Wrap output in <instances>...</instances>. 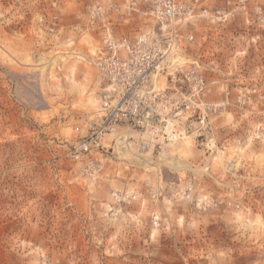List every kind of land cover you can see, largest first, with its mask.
I'll return each instance as SVG.
<instances>
[{"label":"rangeland","instance_id":"obj_1","mask_svg":"<svg viewBox=\"0 0 264 264\" xmlns=\"http://www.w3.org/2000/svg\"><path fill=\"white\" fill-rule=\"evenodd\" d=\"M230 1L223 25L176 26L194 36L177 56L203 65L205 101L228 91L212 151L194 135L142 149L145 138L121 127L90 173L87 156L70 154L103 85L94 62L104 29L89 26L88 8L118 7L105 22L119 39L156 28L146 3L0 0V264H264V0ZM130 2L139 11L126 12ZM126 130L140 158L120 149L114 135L124 141ZM164 151L178 168L159 159Z\"/></svg>","mask_w":264,"mask_h":264},{"label":"built area","instance_id":"obj_2","mask_svg":"<svg viewBox=\"0 0 264 264\" xmlns=\"http://www.w3.org/2000/svg\"><path fill=\"white\" fill-rule=\"evenodd\" d=\"M142 1L146 7L141 14L152 18L156 28L119 39L112 37V25L105 22V12L118 13L120 9H105L99 4L88 8L89 26L99 20L104 29V46L94 62L103 85L97 117L89 123L87 133L70 144V154L76 158L87 156L85 165L90 173L98 171L97 162L102 166L93 153L103 156L109 152L113 140L106 145L105 137L121 127L142 135L143 149L147 145L153 149L167 148L185 135H194L206 152L212 151L214 143L209 135L213 120L225 114L230 105L227 89L219 102L205 101L208 82L197 58L180 64L173 63L170 57L177 56L184 44L194 41L192 33L179 31V23L205 19L210 24L223 25L233 17L232 2L227 0L210 9L205 0ZM125 11L139 10L135 2H130ZM197 202L205 205L206 199Z\"/></svg>","mask_w":264,"mask_h":264},{"label":"bare ground","instance_id":"obj_3","mask_svg":"<svg viewBox=\"0 0 264 264\" xmlns=\"http://www.w3.org/2000/svg\"><path fill=\"white\" fill-rule=\"evenodd\" d=\"M179 59L181 60V61H179ZM170 60L173 62V63H180V64H184L185 62L181 59V58H179L178 56H171L170 57ZM187 63H189V62H187ZM113 134H115V131L111 134V135H113ZM110 135V136H111ZM121 135H123L124 137H125V139H124V141H119V137H120V134H118V136L117 135H114L115 137H118V144L120 145V144H122L121 146V150L122 151H126V152H128L129 154H132V155H134L135 156V158H138L139 156H137V155H135L134 153H132V151H131V148H130V144H129V139H130V137H131V133H130V131L128 130H126V131H123V133L121 134ZM109 136V135H108ZM188 137H191V135H185L183 138H181V140L180 141H182L184 138H188ZM179 142V141H178ZM178 142H176V143H178ZM176 143H174V144H176ZM174 144H171V147L174 145ZM187 146H188V142H183V146H182V148L181 149H186L187 148ZM142 148V147H141ZM143 149V148H142ZM144 149H150V148H144ZM187 150H189V149H187ZM182 151V150H181ZM140 158V157H139ZM162 162H165V163H167V164H170L173 168H178L180 165H179V162H176L173 158H172V156L171 155H168L165 151L160 155V158H159Z\"/></svg>","mask_w":264,"mask_h":264}]
</instances>
